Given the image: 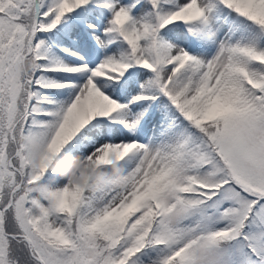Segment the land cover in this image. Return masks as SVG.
I'll return each instance as SVG.
<instances>
[{
	"label": "snow or ice",
	"instance_id": "snow-or-ice-1",
	"mask_svg": "<svg viewBox=\"0 0 264 264\" xmlns=\"http://www.w3.org/2000/svg\"><path fill=\"white\" fill-rule=\"evenodd\" d=\"M0 264H264V0H0Z\"/></svg>",
	"mask_w": 264,
	"mask_h": 264
}]
</instances>
